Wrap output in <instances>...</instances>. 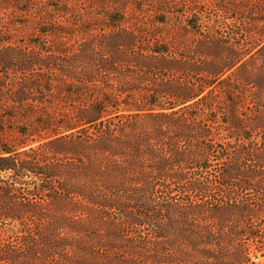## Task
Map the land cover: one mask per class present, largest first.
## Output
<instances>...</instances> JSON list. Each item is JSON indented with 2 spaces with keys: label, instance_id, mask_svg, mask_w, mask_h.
I'll use <instances>...</instances> for the list:
<instances>
[{
  "label": "trees",
  "instance_id": "obj_1",
  "mask_svg": "<svg viewBox=\"0 0 264 264\" xmlns=\"http://www.w3.org/2000/svg\"><path fill=\"white\" fill-rule=\"evenodd\" d=\"M80 1L0 0V264H264V0Z\"/></svg>",
  "mask_w": 264,
  "mask_h": 264
},
{
  "label": "rangeland",
  "instance_id": "obj_2",
  "mask_svg": "<svg viewBox=\"0 0 264 264\" xmlns=\"http://www.w3.org/2000/svg\"><path fill=\"white\" fill-rule=\"evenodd\" d=\"M119 1H121V0H119ZM128 1H132V0H128ZM206 1H211V0H206ZM216 1V0H215ZM217 1H219V2H221L222 3V5H226V6H224V7H226L228 10L229 9H233L234 7H236V5H237V7H239V6H242L244 3H245V0H217ZM224 1H226L227 3H223ZM253 1V3H256V1L255 0H252ZM80 2H82L81 4H82V6H85V7H88V14L90 13L91 14V8H90V5H92V0H81ZM97 9L98 8H96L95 9V7H93V18L95 17H98V11H97ZM130 13H131V11H130ZM89 14V15H90ZM239 16V15H238ZM255 16H259V17H263L264 16V12L263 13H260V14H256ZM250 22V21H249ZM251 24H253V23H248L247 25H251ZM259 24V25H258ZM263 22L262 21H260L259 23H258V21H257V23H255L254 24V26H258L256 29H257V31H259V29H261L262 27H263ZM252 28V27H251ZM263 31V30H262ZM254 35H257V36H261V34H262V32H260L259 34L258 33H253ZM254 256V255H253Z\"/></svg>",
  "mask_w": 264,
  "mask_h": 264
}]
</instances>
